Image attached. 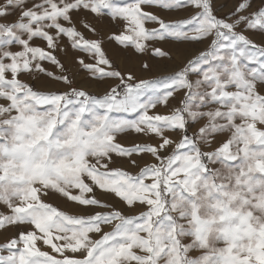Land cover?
<instances>
[{"label": "snow or ice", "instance_id": "obj_1", "mask_svg": "<svg viewBox=\"0 0 264 264\" xmlns=\"http://www.w3.org/2000/svg\"><path fill=\"white\" fill-rule=\"evenodd\" d=\"M146 7L192 11L166 21ZM217 12L214 0H0V230L22 228L0 264H264V0ZM168 40L203 48L155 46ZM129 49L182 62L143 78L113 59ZM69 54L102 92L73 86Z\"/></svg>", "mask_w": 264, "mask_h": 264}, {"label": "rangeland", "instance_id": "obj_2", "mask_svg": "<svg viewBox=\"0 0 264 264\" xmlns=\"http://www.w3.org/2000/svg\"><path fill=\"white\" fill-rule=\"evenodd\" d=\"M214 2L217 5L218 12L217 15L224 16L227 14L228 11L232 10V8L237 5L239 0H214ZM147 11H152L156 13L157 15L161 16V18L165 19L166 21H173L176 19H182L187 18L191 14V9H181V10H165L160 9L156 7H146ZM89 19H91V16H89ZM102 27L106 33L112 32V31H118L119 28L117 25H114L108 17H105L103 19ZM155 25H148V27H154ZM256 39H259V35L255 37ZM155 46L162 47L166 50H171L175 53L176 49L178 47H183L186 50L187 55H192L197 52L198 49L203 48V45L200 44H190V45H179L176 42L173 41H164V42H155ZM106 48H108L109 53L111 54L112 50H115L117 46L115 43H112L110 45H106ZM128 59L121 63L120 60L117 57H113L114 60H116L117 64L121 68H129L132 71L136 73L137 76H141L143 78H153L155 76L163 74L165 71L170 70L172 67H174L175 63H181V60H176L174 62L172 61H163V60H157V59H150V54L146 53L143 56H138L131 49L128 50ZM62 61L65 63L66 67L69 69L70 73L75 74L74 79V87H82L90 92H102L104 90L105 85L103 84H97L96 82H93L88 79L87 74L80 71L78 69V66L73 62L72 55L69 54L68 56H61ZM144 60H150V62L153 64V70L151 72H143L140 69V64ZM38 87H46L50 89H59L61 91L66 90V87L63 84L56 83L54 81H47L46 79L41 80L40 83L37 85ZM161 112L166 111L164 108L158 109ZM113 115L117 116H125L126 118H132L129 116V114L124 113H114ZM121 143L125 145H131L133 143L137 142H144L147 140V138L136 135V134H126L122 135L120 138ZM155 142V141H151ZM147 159V158H145ZM141 164L144 163V160L139 161ZM125 167H129L126 162H123ZM130 171L136 172L137 169L135 168H129ZM55 204L59 205L61 208H66L69 210L75 211L76 209L74 206L66 203L63 200L55 199L53 201ZM4 211H7L6 209H3ZM142 209L136 208L132 209L128 214L135 215ZM22 230V228L17 227H10L7 230H0V245H3L7 243L13 236L18 234V231ZM47 250V249H45ZM3 254H7L6 252Z\"/></svg>", "mask_w": 264, "mask_h": 264}]
</instances>
